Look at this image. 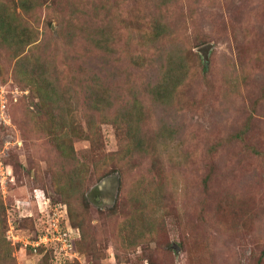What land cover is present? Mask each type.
Listing matches in <instances>:
<instances>
[{
  "label": "rangeland",
  "instance_id": "rangeland-1",
  "mask_svg": "<svg viewBox=\"0 0 264 264\" xmlns=\"http://www.w3.org/2000/svg\"><path fill=\"white\" fill-rule=\"evenodd\" d=\"M0 264H264V0H0Z\"/></svg>",
  "mask_w": 264,
  "mask_h": 264
},
{
  "label": "built area",
  "instance_id": "built-area-1",
  "mask_svg": "<svg viewBox=\"0 0 264 264\" xmlns=\"http://www.w3.org/2000/svg\"><path fill=\"white\" fill-rule=\"evenodd\" d=\"M37 193V192H36ZM38 199V194H35ZM55 228L52 232H44L41 234L40 239L34 241V245H39L40 243H48V241H54L53 247L59 249L62 253H65L73 247V241L75 240V236L80 235L77 229H73V227L66 228Z\"/></svg>",
  "mask_w": 264,
  "mask_h": 264
},
{
  "label": "water",
  "instance_id": "water-1",
  "mask_svg": "<svg viewBox=\"0 0 264 264\" xmlns=\"http://www.w3.org/2000/svg\"><path fill=\"white\" fill-rule=\"evenodd\" d=\"M209 48H210V45H205L200 48V51L203 53L205 58H207L208 56L207 53H208Z\"/></svg>",
  "mask_w": 264,
  "mask_h": 264
},
{
  "label": "trees",
  "instance_id": "trees-1",
  "mask_svg": "<svg viewBox=\"0 0 264 264\" xmlns=\"http://www.w3.org/2000/svg\"><path fill=\"white\" fill-rule=\"evenodd\" d=\"M93 128V129H92ZM89 131H90V133L91 132H93V131H95L96 132V130H95V128H94V126H93V124H91V125H89V129H88ZM92 138H93V140H95V139H97V134H93L92 136H91ZM95 138V139H94ZM80 235H81V232H80ZM81 240V239H80ZM78 242H80V241H78Z\"/></svg>",
  "mask_w": 264,
  "mask_h": 264
}]
</instances>
